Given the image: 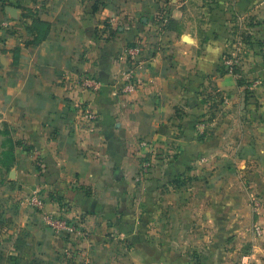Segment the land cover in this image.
<instances>
[{"label":"crops","instance_id":"0c3cea01","mask_svg":"<svg viewBox=\"0 0 264 264\" xmlns=\"http://www.w3.org/2000/svg\"><path fill=\"white\" fill-rule=\"evenodd\" d=\"M263 15L264 0H0V264H264ZM137 41L141 88L122 95Z\"/></svg>","mask_w":264,"mask_h":264},{"label":"built area","instance_id":"2783aa9c","mask_svg":"<svg viewBox=\"0 0 264 264\" xmlns=\"http://www.w3.org/2000/svg\"><path fill=\"white\" fill-rule=\"evenodd\" d=\"M245 46L246 42L241 36L238 37L234 48L223 57V67L226 72L239 76V70L243 63V49ZM143 50L144 46L140 41L128 44L124 48L120 58L127 61L130 65L122 72V76L117 84L118 93L122 95L133 94L141 88L139 73L144 68L145 63L142 59ZM261 51L264 55V15L262 18ZM74 80H76V78ZM257 83L258 80H255L254 85ZM75 85L81 86L86 90H97L99 89L100 81L92 76H80ZM77 112L78 118L81 121V127L85 130L92 131L94 123L98 120V113L89 107H79Z\"/></svg>","mask_w":264,"mask_h":264},{"label":"rangeland","instance_id":"374dc122","mask_svg":"<svg viewBox=\"0 0 264 264\" xmlns=\"http://www.w3.org/2000/svg\"><path fill=\"white\" fill-rule=\"evenodd\" d=\"M2 129L0 128V189H2V185L5 184L6 181H8V178H9V164L12 163V158L13 156L10 155V152H11V147H10V141L9 139H5V136L4 138H2ZM4 142V145L5 147L7 148V151H4L3 154H1V148H2V145ZM9 152V153H7ZM5 228H3L2 230H4ZM0 230V231H2ZM8 239L10 237H8L7 234H1L0 232V247L2 246H6V248H10L11 246V241L9 242H5V239ZM8 250V249H7Z\"/></svg>","mask_w":264,"mask_h":264}]
</instances>
